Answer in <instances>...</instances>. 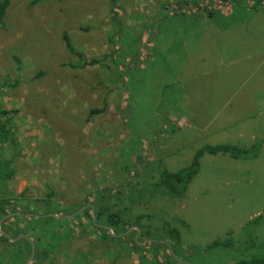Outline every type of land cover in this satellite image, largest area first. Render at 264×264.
Here are the masks:
<instances>
[{"label": "rangeland", "instance_id": "1", "mask_svg": "<svg viewBox=\"0 0 264 264\" xmlns=\"http://www.w3.org/2000/svg\"><path fill=\"white\" fill-rule=\"evenodd\" d=\"M34 2L11 0L0 26V108L18 112V216L63 218L41 230L45 264L264 260V0ZM65 34L101 63L71 68ZM219 145L248 153L202 157L181 198L159 187ZM51 190L58 211L30 204ZM101 207L100 231L83 212Z\"/></svg>", "mask_w": 264, "mask_h": 264}, {"label": "trees", "instance_id": "2", "mask_svg": "<svg viewBox=\"0 0 264 264\" xmlns=\"http://www.w3.org/2000/svg\"><path fill=\"white\" fill-rule=\"evenodd\" d=\"M44 2V0H35L33 6ZM11 7V0H2L0 2V26L3 25L4 19L7 16L8 10ZM112 14L114 19H117V12L114 7H112ZM175 14L180 15L176 12ZM183 14V13H182ZM64 43L67 51L76 57L80 61V65H72L73 69H85L89 66H96L101 63L100 60L88 61L84 58V55L79 53L73 48L71 39L69 35L65 34ZM106 59V58H105ZM104 60V59H103ZM107 105L105 104L102 109H96L90 112V119L94 116L103 115L106 112ZM17 111L3 110L0 108V221L11 214H16L17 216L5 221L2 225L4 235L0 234V242L5 246L4 251L0 254V264H26L30 259L32 254L31 242L35 244L36 255L34 264H45L48 259V254L41 250L44 246V242L41 239V230H46V226L50 223L61 224L60 221L51 217V220L30 218L25 219L18 215H27L30 213V209L27 206L22 205V200L25 198V193L20 197L14 196V194L9 189V184L16 176V170L14 169V164L20 157L21 152L18 151L11 156V152L19 148V141L17 133L11 128L10 120L17 115ZM10 152V153H9ZM9 153V154H8ZM248 151L243 150L238 147H232L229 145H219L216 147L207 146L196 153L193 166L189 169L183 170L176 174L165 173L159 183V187L163 188L170 196L174 198L183 197L189 186L191 185L194 177L199 172L200 169V159L205 155L217 156V155H230L233 158H239L241 156L247 155ZM55 192L51 190L46 199L41 198L39 202L29 201L36 209V204L41 205L45 210H49V214L53 211H58L51 205V200L54 198ZM82 208V207H81ZM78 211V210H77ZM77 211L74 213L76 214ZM106 209L101 207L98 212H96L95 220L92 217L91 209H87L84 213V217L87 222L91 224L92 227L101 228L98 225L102 224L103 216ZM76 219V216L74 217ZM143 218H138L137 221ZM67 225H71L75 220L69 219ZM71 222V223H70ZM24 224L21 226V224ZM64 223V222H62ZM107 223L112 225V227L121 224L120 217L116 216L113 220L108 219ZM133 227V226H131ZM53 232V231H51ZM26 236L22 238L21 236ZM51 235L59 236V233H51ZM86 235V234H85ZM177 232L174 231L172 237L176 238ZM7 236V237H6ZM16 239H20L17 243H14ZM224 245L221 241L215 242L210 246L211 249H217ZM239 264H264V260L253 259L250 262H241Z\"/></svg>", "mask_w": 264, "mask_h": 264}, {"label": "water", "instance_id": "3", "mask_svg": "<svg viewBox=\"0 0 264 264\" xmlns=\"http://www.w3.org/2000/svg\"><path fill=\"white\" fill-rule=\"evenodd\" d=\"M84 210H85V209H84ZM15 215H16V214H11V215L7 216L5 219H3V220L0 222V226H1V224H2L6 219H8V218H12V217H14ZM36 217H38V216H36ZM47 217H54L55 219H63L62 217H57L56 215H50V216L38 217V218L43 219V218H47ZM3 235H4V234H3ZM6 237H7V236H6ZM22 238H25V236H22ZM31 245H32V254H31V257H30V259L28 260V262H27L26 264H31V263L34 261V259H35L36 247H35V244L32 243V242H31Z\"/></svg>", "mask_w": 264, "mask_h": 264}, {"label": "flooded vegetation", "instance_id": "4", "mask_svg": "<svg viewBox=\"0 0 264 264\" xmlns=\"http://www.w3.org/2000/svg\"><path fill=\"white\" fill-rule=\"evenodd\" d=\"M84 208H85V207H84ZM84 208H83V209H84Z\"/></svg>", "mask_w": 264, "mask_h": 264}]
</instances>
